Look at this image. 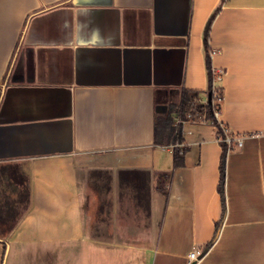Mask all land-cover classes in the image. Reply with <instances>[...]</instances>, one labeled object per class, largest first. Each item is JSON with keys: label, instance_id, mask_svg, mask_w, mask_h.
<instances>
[{"label": "crops", "instance_id": "crops-1", "mask_svg": "<svg viewBox=\"0 0 264 264\" xmlns=\"http://www.w3.org/2000/svg\"><path fill=\"white\" fill-rule=\"evenodd\" d=\"M219 5L225 212L217 127L180 122V166L153 138L207 98ZM0 264H264V0H0Z\"/></svg>", "mask_w": 264, "mask_h": 264}, {"label": "trees", "instance_id": "trees-1", "mask_svg": "<svg viewBox=\"0 0 264 264\" xmlns=\"http://www.w3.org/2000/svg\"><path fill=\"white\" fill-rule=\"evenodd\" d=\"M220 9V5L214 10V12L209 17L205 30H204V49H205V59L208 74V84L206 93V100L200 98V91L184 89L181 92L180 100L178 102H171L168 104L167 109L158 112L154 118L153 124V138L154 142L158 145L174 146L173 158L175 166H180L183 163V157L187 150V146L183 143L181 147H175L176 142H183L181 135V126L177 125L176 118L180 117L182 121H208L217 127V136L222 145V154L220 162V180L218 184V190L221 194L224 212L226 210L225 206V177H226V157L229 151L228 145L222 140L224 133L216 120L214 115V109L220 107V103H213V90L215 88L214 81L217 78L218 72L213 69L211 63L212 49L209 46V31L212 21ZM216 90L223 96V90L221 87H216ZM170 181V173L168 172H157L155 173V188L167 194V185ZM220 228V223L217 224L215 235L213 239L207 243L206 248H208L213 241L216 239ZM5 255V246L2 253V261Z\"/></svg>", "mask_w": 264, "mask_h": 264}, {"label": "built area", "instance_id": "built-area-1", "mask_svg": "<svg viewBox=\"0 0 264 264\" xmlns=\"http://www.w3.org/2000/svg\"><path fill=\"white\" fill-rule=\"evenodd\" d=\"M213 52L214 50H212V53ZM220 76H221V72H218L216 79H218ZM214 86L215 88L213 90V103H216V102L220 103V107L219 108L216 107L214 109V115L216 117V120L218 121L219 126L221 127L224 133V137L222 138V140L227 143L229 149L233 148L236 145L241 146L243 144V137L242 136L234 137L233 134L230 132L227 124L219 119L220 114H221V101H222L223 96L220 95V93L216 90L217 86L215 85V81H214ZM180 122H181V118L178 117L177 125H179ZM181 146H183V142H176L175 147L178 148ZM171 147L173 148L174 146H171ZM199 255H200V252L194 249L189 253V259L191 261L196 262L200 258Z\"/></svg>", "mask_w": 264, "mask_h": 264}]
</instances>
